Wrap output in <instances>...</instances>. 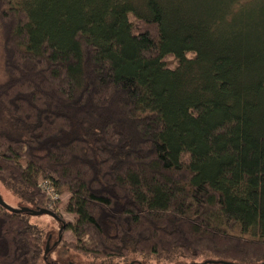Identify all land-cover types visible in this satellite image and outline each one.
I'll use <instances>...</instances> for the list:
<instances>
[{
    "label": "trees",
    "instance_id": "trees-1",
    "mask_svg": "<svg viewBox=\"0 0 264 264\" xmlns=\"http://www.w3.org/2000/svg\"><path fill=\"white\" fill-rule=\"evenodd\" d=\"M13 1L0 0V180L59 216L57 245L263 263L264 45L247 32L264 21L251 0L229 19L235 0ZM63 193L73 221L54 208ZM30 215L0 205V264L59 263Z\"/></svg>",
    "mask_w": 264,
    "mask_h": 264
},
{
    "label": "rangeland",
    "instance_id": "rangeland-1",
    "mask_svg": "<svg viewBox=\"0 0 264 264\" xmlns=\"http://www.w3.org/2000/svg\"><path fill=\"white\" fill-rule=\"evenodd\" d=\"M19 0H14L12 3L13 5H16ZM23 1V0H20ZM32 1V0H31ZM75 2H79L80 0H73ZM66 0L63 1L62 7H67L72 9L68 4H65ZM239 0H235L233 2V5L231 7V10L228 12H225V15L229 19V16L233 14L235 11H237L240 8ZM251 6V8L256 9L255 13H257L260 16V20L263 19L264 21V0H251L249 1L244 8H248ZM232 21V20H231ZM136 23V21L134 20ZM247 34L253 35L254 37L251 38L252 46L255 47L258 45V43L261 42L264 45V31L260 32L257 30V27H252L250 31L248 30ZM259 35V36H258ZM258 36L259 39L261 37V41L257 42L256 37ZM172 60V58H171ZM169 61V60H168ZM4 75V68H3V41L2 36L0 34V77ZM0 191L4 198V200L12 207H21L27 202L24 201L22 198H20L13 189L8 187L5 183H3L0 180ZM69 198L68 193H63L61 195V199L59 200L60 203H58L54 208L55 210L62 216V218L65 221H73L74 215L72 213H69L65 210V203ZM32 223L36 224L43 232L45 241L51 237L50 244L54 243L56 239H59V229H60V223L55 220L52 216L48 214H42V215H30L29 216ZM63 240L66 242H70L72 240H75V237L73 233L70 230L64 231V237ZM51 252V253H50ZM49 260H56L60 264H168L164 262L163 260H159L158 258L154 256L146 257V258H139V259H133L130 261H112V260H103V259H97L93 257H88L85 255L76 254L73 249H69L68 247H64L63 244H59V246H55L52 248L51 251H49Z\"/></svg>",
    "mask_w": 264,
    "mask_h": 264
},
{
    "label": "water",
    "instance_id": "water-1",
    "mask_svg": "<svg viewBox=\"0 0 264 264\" xmlns=\"http://www.w3.org/2000/svg\"><path fill=\"white\" fill-rule=\"evenodd\" d=\"M0 205H2L5 208H7L11 211H14V212H29L33 215L48 214V215H51V216L59 219V216L53 210L48 209V208L34 209V208H31L28 206L12 207L4 200V198L1 194V191H0ZM61 228L62 227H60L59 236H58L59 239H56V241L53 243V246L50 244L51 237L48 238L47 243H46V252H45L46 254H48V252L51 251V249L54 248V246H56L61 241V239H62V234H61L62 229ZM214 263H216V261L209 260V261H203V262H197L196 261V262L179 263V264H214ZM52 264H59V263L52 262ZM220 264H240V263L223 261ZM258 264H264V262L258 263Z\"/></svg>",
    "mask_w": 264,
    "mask_h": 264
},
{
    "label": "built area",
    "instance_id": "built-area-1",
    "mask_svg": "<svg viewBox=\"0 0 264 264\" xmlns=\"http://www.w3.org/2000/svg\"><path fill=\"white\" fill-rule=\"evenodd\" d=\"M52 192V191H51Z\"/></svg>",
    "mask_w": 264,
    "mask_h": 264
},
{
    "label": "crops",
    "instance_id": "crops-1",
    "mask_svg": "<svg viewBox=\"0 0 264 264\" xmlns=\"http://www.w3.org/2000/svg\"><path fill=\"white\" fill-rule=\"evenodd\" d=\"M73 241V240H72Z\"/></svg>",
    "mask_w": 264,
    "mask_h": 264
}]
</instances>
